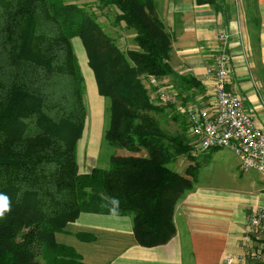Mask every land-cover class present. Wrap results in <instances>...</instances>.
Here are the masks:
<instances>
[{"label": "trees", "instance_id": "obj_1", "mask_svg": "<svg viewBox=\"0 0 264 264\" xmlns=\"http://www.w3.org/2000/svg\"><path fill=\"white\" fill-rule=\"evenodd\" d=\"M86 5L0 0V195L10 201L0 218V264H96L55 236L81 212L129 215L140 244L164 242L175 232V203L196 178L195 147L150 114L172 102L152 99L149 74L174 75L179 93L199 86L167 61L171 36L154 0H98L102 15L112 8L113 23L134 33L126 50ZM75 36L108 98L103 137L113 148L108 166L88 172L76 159L87 111Z\"/></svg>", "mask_w": 264, "mask_h": 264}, {"label": "crops", "instance_id": "obj_2", "mask_svg": "<svg viewBox=\"0 0 264 264\" xmlns=\"http://www.w3.org/2000/svg\"><path fill=\"white\" fill-rule=\"evenodd\" d=\"M154 2L156 13L171 36L167 61L176 74L199 82V86L192 85L179 93L178 78L165 75V85L176 94L164 112L171 117L182 116L180 111L185 104L212 102V78L205 76V70L213 55L224 47L229 56L228 87L240 95L245 109L264 130V0ZM221 32L228 34L225 42L219 37ZM214 149L217 148L194 154L208 155ZM81 163L80 172L93 167L84 169V162ZM237 165L241 175L235 185L193 180L192 187L185 189L175 203V232L164 242L140 244L129 215L94 212H81L65 225L64 232H56V239L62 235L67 240L64 243L73 245L87 263L264 264V259L251 256L264 242V232L251 228L247 222L251 211L264 207V174L244 169L238 162ZM77 232H89L94 238L82 240Z\"/></svg>", "mask_w": 264, "mask_h": 264}, {"label": "built area", "instance_id": "obj_3", "mask_svg": "<svg viewBox=\"0 0 264 264\" xmlns=\"http://www.w3.org/2000/svg\"><path fill=\"white\" fill-rule=\"evenodd\" d=\"M227 36L226 32L219 34L223 42ZM229 72V56L222 47L213 55L205 70V76L212 78V102L201 106L190 105L185 110L189 132L200 151L228 147L238 155L242 168L264 174V130L256 125L253 114L245 109L240 95L228 87ZM147 82L152 88L153 99L171 101L176 94L154 74L147 76ZM247 222L251 228L264 232V207L251 211ZM251 256L264 259V242Z\"/></svg>", "mask_w": 264, "mask_h": 264}, {"label": "rangeland", "instance_id": "obj_4", "mask_svg": "<svg viewBox=\"0 0 264 264\" xmlns=\"http://www.w3.org/2000/svg\"><path fill=\"white\" fill-rule=\"evenodd\" d=\"M71 1L82 5L85 3L89 10L96 11L99 17L97 20L102 22L104 29L115 38L121 49L126 50L127 48L134 47V33L131 30L123 29L119 25L113 23L114 15L112 8L105 9V11H103L104 15H102L100 9L97 7L98 0ZM72 44L83 75V99L87 111L84 131L76 147L77 163L81 165V161L84 162V169H88L90 165L106 167L109 164V156L113 151V148L106 143L103 137L108 121V98L99 94L97 91L94 73L87 62L86 51L81 39L78 36L73 37ZM153 100L155 101L156 99ZM192 104L193 103L185 104L186 106L183 105V110L180 111L181 113L183 112L182 115L184 116L185 122H187L185 110ZM200 105L203 104H193V106ZM150 114L157 118L160 126L167 132L182 133L189 143L195 146V138L190 134L189 129H182L180 125V119H182L181 115L178 116L180 119L177 118V120L175 117H171L165 112L152 111ZM196 148L195 151H200L199 148H197L198 150ZM238 160V155L232 149L228 147H219L208 153V155H197L196 159L194 161L190 160V162H195L197 164L195 176L198 182L211 185H235L240 182L238 176L241 175V169L237 165V162L239 163ZM187 163L188 162H185V165H182V162L180 163V165H182L180 167L181 171H184ZM185 174L189 176L192 175L193 177V174ZM72 237L77 238L75 235ZM63 238L62 235L58 234L59 241H67Z\"/></svg>", "mask_w": 264, "mask_h": 264}, {"label": "clouds", "instance_id": "obj_5", "mask_svg": "<svg viewBox=\"0 0 264 264\" xmlns=\"http://www.w3.org/2000/svg\"><path fill=\"white\" fill-rule=\"evenodd\" d=\"M10 211V201L7 196L0 195V218Z\"/></svg>", "mask_w": 264, "mask_h": 264}]
</instances>
